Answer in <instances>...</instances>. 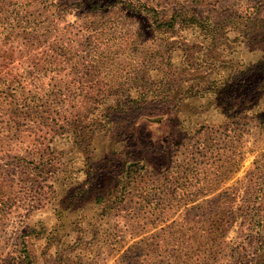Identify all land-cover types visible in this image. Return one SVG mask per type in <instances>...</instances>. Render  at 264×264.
<instances>
[{"label":"rangeland","instance_id":"374dc122","mask_svg":"<svg viewBox=\"0 0 264 264\" xmlns=\"http://www.w3.org/2000/svg\"><path fill=\"white\" fill-rule=\"evenodd\" d=\"M7 1L8 8H11L13 1ZM22 6L29 7L26 2ZM34 8L49 15L46 10L50 7L35 5ZM196 8L213 21L231 12L243 17L257 15L264 18V0H206L199 2ZM75 17L73 11L62 14L59 25L63 28L62 24L65 25L66 21L74 25ZM124 24L125 28L135 31L138 26L143 27L140 20L134 19L131 24ZM76 25L74 31L80 22ZM3 34L1 23L0 40L3 41L0 42V56L6 54L8 58V83L12 76L17 75L15 79H21L23 86L27 89L33 87L37 74L24 73V67L31 63L36 66L35 61L43 59L50 40L38 41L35 35L26 38L21 32L10 37L8 30L7 37ZM149 36L145 29L141 34L136 35L135 32L127 36L126 45L134 47L135 61L147 54L144 58L152 59L155 43ZM67 38L72 56L70 65L64 70L65 74L51 78L53 71L50 72L44 86L63 85L71 88L73 95L80 87L90 85L84 81L82 66H76L78 59L75 56L87 54L88 45L86 41H75L72 35ZM186 38L192 37L186 35ZM231 44L229 55L236 62H228L224 66L229 72H244L252 64H264V26L250 25L248 31ZM178 57L176 54L175 61ZM6 64L2 60L3 67L0 65V68ZM36 67L39 69L40 66ZM100 77L99 84L104 82V74ZM262 79L263 82L258 81L259 92L253 93L250 100H256V104L246 110L249 118H235L231 115L232 111L219 110L223 103L219 105L218 102L228 101L229 95L221 97L222 100H214L211 107L206 105L205 99L197 98L191 102L184 99L183 109L178 110L170 107L167 101L155 103L146 99L141 104L138 102L131 116L120 123L121 127L110 130L108 134L100 133L90 140L81 139V146L72 133L55 134V130H50L56 120L62 119L68 120L74 127L77 122L74 114L82 110L79 96L71 101V94L57 92L46 102L28 101L26 98L31 103L28 106V103L17 99L10 103L7 90L3 91L0 95V264L16 263L26 254L25 248L36 255L34 259L37 262L46 258L45 264H49L57 247L47 244L48 231L54 228L56 231L51 238L53 241L61 239L64 247H72L76 240L84 245V240L94 232L99 236L119 232L125 234L126 248L143 234L166 233L163 229L172 219L180 223L188 205L184 201H196L217 193L230 198L226 207L228 211L234 210V216L226 226L225 239H239L237 234L243 217L237 206L244 205L243 199L251 197L255 172L253 160L260 152L262 161L257 166H264V75ZM188 103V108L195 109L191 113L196 112L197 115L196 123L190 117V125L187 124L189 115L184 111ZM125 140L130 144L138 143L136 152L120 144ZM202 141L204 155L200 159L203 162L198 163L210 171L212 178H207L208 182H214L213 188L205 194L198 192L197 183L187 187V179L183 178L184 171H187L186 161L194 164L192 159L197 157ZM129 150L131 153H127ZM130 155L141 157L138 159L143 162L144 170L135 184L128 188V197L124 199L118 189V178L122 173L121 167L133 161L126 159ZM85 156L89 159L83 163ZM47 157H51L52 161L57 159L58 163L52 177L46 181L42 168L35 165ZM235 159L238 170L234 169ZM220 172L222 176H219ZM261 173L264 180V168H261ZM163 202H169L170 207L167 208L168 204L164 206ZM170 241L173 240L170 238ZM106 245L96 247L91 257L93 263L88 260V264L114 263L118 254H110Z\"/></svg>","mask_w":264,"mask_h":264},{"label":"trees","instance_id":"16d2710c","mask_svg":"<svg viewBox=\"0 0 264 264\" xmlns=\"http://www.w3.org/2000/svg\"><path fill=\"white\" fill-rule=\"evenodd\" d=\"M11 1L14 4L8 8V1L0 0L3 36L7 37L8 30L10 37L21 32L26 38L35 35L38 41L50 42L45 47L43 59L35 61L36 66H40L39 69L34 63L24 67V73L37 74L36 83L29 89L23 86L21 79H15L17 75L12 76L8 83L7 55L0 56L1 67L2 60L6 64L4 68H0V95L7 90L10 103H13L14 99L28 103L26 98L28 101L46 102L57 92L63 95L71 94V88L63 85L45 87L44 82L50 78V72L53 71L52 78L54 75L65 74L64 70L69 67L72 56L67 37L72 35L75 41H86L88 45L87 54H75L78 59L76 66H82L84 81L90 84L71 94V101L78 96L81 101L82 110L74 114L77 122L73 127L68 120L62 119L56 120L50 126V130H55V134L72 133L80 146L81 139L90 140L100 133L108 134L110 130L121 127L120 123L131 116L133 109L138 107V102L141 104L146 99L155 103L167 101L170 107L178 110L183 109L184 99L190 102L197 98L205 99L206 105L211 107L215 103L214 100H222L221 97L229 95L228 101L218 102L219 105L223 103L220 105L222 107H218L219 110H230L235 118L243 119L249 118L246 110L256 104V100H250L253 93L259 92L258 81L263 82V62L259 60V66L252 64L244 69V72H229L224 66L228 62H236L235 58L229 55L232 41L244 35L250 25L258 24V27H263V17H243L231 12L218 21H213L196 8L199 2L206 0ZM24 2L29 7H23ZM35 5L50 7L46 10L49 15L41 13L37 8L32 9ZM70 11L76 14L75 24L66 21L62 28L59 19L62 14ZM133 19L140 20L143 27L138 26L136 31L130 27L125 28L124 22L131 24ZM78 22L80 26L74 31ZM142 28L149 32V37L154 40L153 57L144 58L147 54L135 61L132 53L134 47L126 45L127 36L135 32L136 35L141 34ZM186 35L192 38H186ZM81 50L86 51L84 48ZM145 51L146 49L142 52ZM176 54L179 56L178 61H175ZM83 57L84 60H81ZM118 62L119 64H116ZM125 64L128 65L121 68ZM105 68L108 70L105 71ZM101 74H104V82L99 84ZM12 83L14 84L11 85ZM29 104L31 103H28V106ZM189 104H186L184 109L189 115L188 125L192 122L190 117L195 123L197 118L196 112L191 113L195 109L187 107ZM56 112L63 115L61 111ZM120 144L131 147L132 152H136L135 148L138 146V143L130 144L126 140ZM201 144L197 157L192 159L194 164L187 160V171L182 174L183 178L187 179V187L191 188L197 183L198 192L205 194L213 188L214 182H208L207 178H212L210 171L198 163L203 162V159H200L204 155L203 141ZM117 150L121 152L119 148ZM127 153H131L130 150ZM261 155L262 152L253 160L255 172L251 197L243 199L244 205L237 206L243 217L239 223V239H225L226 226L231 222L234 210L228 211L226 207L230 198L221 197V193H217L196 201H184L188 205L180 223L172 219L166 224L167 228L163 229L166 233L157 231L153 234H143L126 248L125 234L119 232L102 236L94 232L89 239L84 240V245L76 240L72 247H64L65 243L61 239L55 238L53 241L51 237L56 229H50L47 244L57 247L49 259V264H88V260L93 263L91 257L96 252V247L99 248L104 243L107 244L110 254H118L113 264H264V180L261 173L264 166H257V163L262 161ZM138 158L141 157L127 156L126 159L133 161L121 167L118 189L124 199L128 197V188L133 186L138 176L143 173V162ZM88 159L89 157L85 156L83 163ZM57 163V159L52 161L51 157H47L38 161L35 166L42 168V176H45L47 181L55 172ZM233 165L234 169L238 170L237 159ZM222 174L220 172L219 176ZM162 204H168L167 208L170 207L169 202ZM170 238L173 241H170ZM79 245L83 246L77 249ZM24 251L26 254L14 264H45L47 261L44 258L43 262H37L34 259L36 255L30 253V249L25 248Z\"/></svg>","mask_w":264,"mask_h":264}]
</instances>
